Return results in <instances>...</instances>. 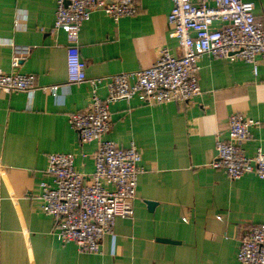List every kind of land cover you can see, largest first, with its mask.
<instances>
[{
    "label": "crops",
    "instance_id": "obj_1",
    "mask_svg": "<svg viewBox=\"0 0 264 264\" xmlns=\"http://www.w3.org/2000/svg\"><path fill=\"white\" fill-rule=\"evenodd\" d=\"M255 16L264 22V0ZM137 14L115 22L92 11L79 39L89 79H106L153 66L161 48L180 54L170 36L173 0H134ZM56 0H0V72L33 74L37 90L0 91V264H239L243 234L264 225V180H233L210 167L217 142L229 139L228 121L243 115L260 122L244 144L246 155L264 152V64L200 61V92L189 102L150 105L141 96L111 105L112 128L104 136L142 154L133 219L119 218L102 254H86L55 236L56 220L37 199L51 154H72L87 179L95 171L98 143H82L69 117L90 103L88 83L68 81L67 35L54 30ZM33 47L17 70L12 44ZM103 86L101 98L107 96ZM58 86L54 97L42 87ZM154 203V207H150ZM170 240L162 242L160 240Z\"/></svg>",
    "mask_w": 264,
    "mask_h": 264
},
{
    "label": "built area",
    "instance_id": "obj_2",
    "mask_svg": "<svg viewBox=\"0 0 264 264\" xmlns=\"http://www.w3.org/2000/svg\"><path fill=\"white\" fill-rule=\"evenodd\" d=\"M54 30L67 35L68 81L88 83L92 90L89 105L69 117L71 127L82 143H98L93 158L95 171L90 178L75 170L72 154L55 153L48 158L47 176L42 181L38 200L43 212L56 220L55 236L63 244H76L86 254H102V242L114 235L117 219H133L139 176L144 172L142 154L135 144L121 148L105 140L111 131V105L141 96L150 105L189 102L200 92V61L241 60L253 66L264 64V22L255 16V5L245 0H173L168 16L170 36L179 43L180 54L169 48L158 51L156 62L147 69L121 73L106 79H89L87 64L81 57L80 34L92 11L102 8L115 22L137 14L134 0H56ZM11 66L17 70L25 63L33 47L13 43ZM105 84L107 96L98 90ZM37 90L33 74L0 72V91L7 94ZM56 97L58 86L42 87ZM260 122L237 114L229 118V139L217 142L216 157L210 163L238 180L254 174L264 180V152L246 155L243 146ZM239 264H264V225L245 232L237 254Z\"/></svg>",
    "mask_w": 264,
    "mask_h": 264
},
{
    "label": "water",
    "instance_id": "obj_3",
    "mask_svg": "<svg viewBox=\"0 0 264 264\" xmlns=\"http://www.w3.org/2000/svg\"><path fill=\"white\" fill-rule=\"evenodd\" d=\"M108 2L110 3L111 2V0H108ZM155 206V204L154 203H150V207H154ZM160 241H162V242H170V243H173L172 241H170V240H164V239H162V240H160Z\"/></svg>",
    "mask_w": 264,
    "mask_h": 264
}]
</instances>
